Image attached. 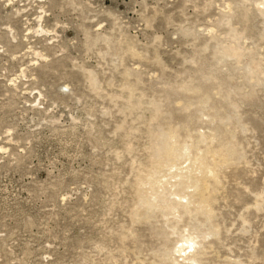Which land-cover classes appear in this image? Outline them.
<instances>
[{
  "label": "rangeland",
  "instance_id": "rangeland-1",
  "mask_svg": "<svg viewBox=\"0 0 264 264\" xmlns=\"http://www.w3.org/2000/svg\"><path fill=\"white\" fill-rule=\"evenodd\" d=\"M263 12L243 0H0V264H153L174 237L157 214L132 225L131 211L150 141L173 127L241 150L202 189L219 229L200 260L264 264ZM230 45L240 63L217 56Z\"/></svg>",
  "mask_w": 264,
  "mask_h": 264
},
{
  "label": "bare ground",
  "instance_id": "bare-ground-1",
  "mask_svg": "<svg viewBox=\"0 0 264 264\" xmlns=\"http://www.w3.org/2000/svg\"><path fill=\"white\" fill-rule=\"evenodd\" d=\"M243 1H248L255 7L264 5V0ZM262 15L264 17V12ZM235 41L236 38L231 37V42L235 43ZM243 50L230 45L225 49V53H217V56L233 57L236 63H240ZM252 62L247 63L245 71L242 72L243 76L256 77V71L259 68L255 62ZM189 133L181 136L179 130L174 127L167 132L155 133L150 141L151 149L148 150L150 166L137 177L135 189L138 193L131 211L132 225L142 220L148 221L157 214L158 218L163 220L162 225L167 230L166 238L174 237L169 246L157 247L153 264H204L199 258L200 248L209 237L218 234V227L213 223L216 200L211 197V194L202 192V189L206 187L209 180L215 183L221 166L232 160L235 162L240 155L241 150L235 143L230 142L225 146L217 145L216 148L213 146V140L204 138L203 133L197 135V140H194ZM255 203L260 207L261 204L258 201ZM127 249L128 246L122 252L125 259L129 257L127 256L129 253L126 252L134 253ZM139 253L135 255L138 256Z\"/></svg>",
  "mask_w": 264,
  "mask_h": 264
}]
</instances>
